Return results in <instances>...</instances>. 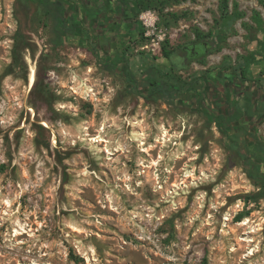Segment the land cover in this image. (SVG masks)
<instances>
[{
  "label": "rangeland",
  "instance_id": "rangeland-1",
  "mask_svg": "<svg viewBox=\"0 0 264 264\" xmlns=\"http://www.w3.org/2000/svg\"><path fill=\"white\" fill-rule=\"evenodd\" d=\"M220 4L141 10L129 37L111 10L114 30L94 33L103 53L124 51L136 78L149 66L185 77L250 56L264 88L259 0H228L241 16L220 47L198 60L183 51L196 30L212 45ZM123 72L105 70L85 36L59 40L42 4L0 0V264H264L261 183L230 139L241 131L227 137L193 96L129 93ZM252 131L264 143V114Z\"/></svg>",
  "mask_w": 264,
  "mask_h": 264
},
{
  "label": "trees",
  "instance_id": "trees-1",
  "mask_svg": "<svg viewBox=\"0 0 264 264\" xmlns=\"http://www.w3.org/2000/svg\"><path fill=\"white\" fill-rule=\"evenodd\" d=\"M30 1H36L45 7L46 14L52 19L54 34L59 40L79 33L85 36L89 51L105 70L115 73L124 70L123 80L127 92L139 94L145 100L162 99L169 103L183 101L188 95L193 96L201 112L209 121L215 122L218 129L227 134V137H232L234 134L232 130L239 129L241 131L239 138L230 139L237 147V153L241 157L248 177L255 178L261 183L259 197H264V143L252 131L257 119L263 118L264 88L257 84L258 80L249 76V65L254 62V58L241 56L235 67L218 66L185 77L171 70L149 66L142 77L136 78L129 69L124 51L114 50L110 54L103 53L94 31L107 36V32L114 30V24L109 20V12L113 10L119 14L123 13V24L128 30L129 37L137 31V25L130 22L129 17L136 16L141 10L161 8L177 0H98L100 4L97 5L94 4L95 0ZM259 2L264 6V0ZM123 8H126L125 12H122ZM220 10L223 27L217 32L215 42L212 41L210 45L206 39L208 34L196 30V40L192 44L206 43L207 51L220 47L221 42L225 40V29L231 26L229 21L232 17L241 16L236 6L233 12H229L228 0H221ZM253 19L259 27H264L261 18L255 15ZM162 51L163 57L169 58L170 51L164 46ZM241 96L242 104L237 99Z\"/></svg>",
  "mask_w": 264,
  "mask_h": 264
},
{
  "label": "water",
  "instance_id": "water-1",
  "mask_svg": "<svg viewBox=\"0 0 264 264\" xmlns=\"http://www.w3.org/2000/svg\"><path fill=\"white\" fill-rule=\"evenodd\" d=\"M183 51L187 53L189 60L197 59L202 57L207 52V44H190L183 47Z\"/></svg>",
  "mask_w": 264,
  "mask_h": 264
},
{
  "label": "flooded vegetation",
  "instance_id": "flooded-vegetation-1",
  "mask_svg": "<svg viewBox=\"0 0 264 264\" xmlns=\"http://www.w3.org/2000/svg\"><path fill=\"white\" fill-rule=\"evenodd\" d=\"M197 59H199V58H197Z\"/></svg>",
  "mask_w": 264,
  "mask_h": 264
}]
</instances>
